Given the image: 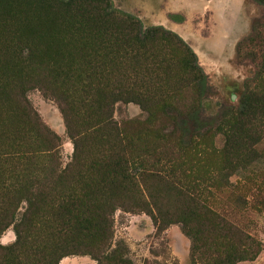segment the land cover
Listing matches in <instances>:
<instances>
[{
  "label": "rangeland",
  "instance_id": "1",
  "mask_svg": "<svg viewBox=\"0 0 264 264\" xmlns=\"http://www.w3.org/2000/svg\"><path fill=\"white\" fill-rule=\"evenodd\" d=\"M108 1L113 9L139 19L142 27L170 30L162 23L165 22L163 11L169 8L177 9L166 14L171 23L183 21V9L191 12L188 26L192 30L198 19L194 15L196 5L190 0ZM227 1L234 2L209 3L201 13L202 24L195 26L204 32V24H210V17L215 18V5H224ZM242 1L247 20L235 31L240 38L234 44L233 56L212 55L214 64L203 66L195 55L206 85L198 99V117L204 121H211L223 107H237L245 79L257 71L264 75V68L260 66L264 55V9L255 0ZM53 2L0 0V88L3 79L17 72L22 78L33 80L28 83L23 98L39 127L55 136L51 162L54 160L62 171L59 172L61 180H67L62 189L64 195L53 194L34 210L35 202L30 195L34 189L32 184L48 171L49 159L42 151L38 154L24 145L10 148L0 120V264H204V259L214 258V250L227 248L230 241L212 229V237H205L207 246L201 251L203 258L199 259L201 255L193 253L189 235L197 236L202 230L197 217L185 216L187 204L174 195V189L169 187L174 184L165 183L162 178L160 181L138 166L137 161L143 158L163 157L159 154V140L151 131L154 123L150 127L141 124L146 113L126 99L111 102L112 119L126 130L121 135L124 137L121 145L127 154H135L122 172L114 165L120 159L110 149L113 147L110 133L102 132L101 136L94 132L99 126L97 111L102 100H97L93 91L82 86V75L79 80L74 78L76 72L68 80L57 76L58 84L52 83L53 76L43 75L51 66L48 60L51 48L60 47L66 37L65 13ZM244 26H247L245 32ZM45 32L49 34L44 35ZM18 34L22 35L19 40L23 42L26 38L38 51L34 62H22L12 52L14 49L10 46L18 40ZM247 37L237 52V43ZM183 42L194 53V41ZM159 56L171 58L166 49ZM147 74L155 84L152 87L163 88L154 93L156 97L178 105L175 91L163 87L164 73ZM8 87L7 83L4 89ZM146 95L155 96L149 91ZM5 98L0 97V117L6 109L13 110L9 101H3ZM15 123L21 125L20 118ZM75 138L80 139L78 154H74ZM222 142L223 137L216 134L215 147H220ZM250 147L255 155L249 165L213 171V179L201 186L209 191L204 203L207 210L215 213L217 219L223 218L249 234L260 245L254 258L234 264H264V137ZM115 152L118 154L117 147ZM168 161L166 167L173 166L170 158ZM67 195L69 198L65 199ZM68 204H73L70 215L65 214ZM63 219L68 225L65 221L61 224Z\"/></svg>",
  "mask_w": 264,
  "mask_h": 264
},
{
  "label": "trees",
  "instance_id": "2",
  "mask_svg": "<svg viewBox=\"0 0 264 264\" xmlns=\"http://www.w3.org/2000/svg\"><path fill=\"white\" fill-rule=\"evenodd\" d=\"M255 1L264 9V0ZM53 3L65 13L67 24L63 28L66 37L60 47L54 45L51 48L48 55L51 66L43 75L53 76V84H58L57 76L68 80L76 72L74 78L79 80L82 75L84 85H81L93 91L97 100H102L101 109L97 111L99 126L94 132L101 136L102 132L110 133L113 142L110 149L120 159L114 165L122 172H125L127 161L132 160L131 155L135 154H127L121 145L125 126L112 119L110 105L112 101L124 99L137 104L146 113L141 124L150 127L154 123L151 131L159 140V154L163 157L150 156L136 161L140 169L150 172V176L174 184L176 187L169 186L174 189V195L187 204L185 216L197 217L202 229L199 235L185 230L191 237L193 253H199L201 259V251L207 246L205 237H212V229H216L230 244L223 250H214L216 256L204 259V264H234L254 258L259 252V243L207 210L204 203L209 191L201 186L213 179V171L249 165L253 161L255 153L250 146L264 137V75L257 71L245 79L237 107H223L211 121L201 120L198 117V99L206 88L203 72L195 54L178 35L161 27H142L139 19L113 9L108 0H54ZM48 34L45 32L44 35ZM16 37L18 40L10 46L14 49L12 52L22 62H34L38 56L36 48L26 38L25 42L19 40L21 34ZM247 39L237 43V52ZM162 49L168 50L171 58L160 57ZM262 52L264 54V49ZM260 66L264 68V55ZM148 72L164 73L163 87L175 91L178 105L156 97L154 93L162 87H152L155 84L148 78ZM30 81L33 80L22 78L18 72L2 80L0 97H6L3 101H9L13 110H8V114L6 109L0 120L8 134L5 140L10 148L24 145L32 151L35 149L38 154L42 151L49 159L48 171L42 174L41 180L32 184L34 189L30 191L35 202L34 210H37V206L53 194L64 195L62 189L67 180H61L62 171L54 160L51 162L55 154V136L39 127L23 98ZM7 83L9 87L6 90L4 86ZM147 91L155 96L146 95ZM19 118L21 125L17 126L14 122ZM216 134L223 137L220 147H215ZM30 141L33 144H29ZM79 141L74 140V154H78ZM128 149L131 150L130 147ZM33 156L36 158L37 154ZM169 158L174 164L166 167ZM68 198L67 195L65 199ZM71 205L68 204L66 215L74 211ZM153 220L156 223L155 216ZM63 221L65 219L61 224ZM64 224L68 225V222ZM205 229H209L208 233Z\"/></svg>",
  "mask_w": 264,
  "mask_h": 264
},
{
  "label": "crops",
  "instance_id": "3",
  "mask_svg": "<svg viewBox=\"0 0 264 264\" xmlns=\"http://www.w3.org/2000/svg\"><path fill=\"white\" fill-rule=\"evenodd\" d=\"M192 4L196 5V11L194 15H198L197 22L195 24L201 23V13L203 8L206 9L209 3H219L224 0H190ZM234 2L227 1L224 5H215L214 7V16L212 13L208 20L210 24L206 23L205 31L201 32L198 25L193 27L188 26L190 21L191 12L187 9L181 10L183 21L181 23H171L167 20L166 14L172 13L177 9L169 8L164 9L163 11V20L162 22L167 28L172 31L177 32V34L186 42L194 41L193 50L199 60L200 64L203 66H208L210 63H213V56L218 57H232L234 54V44L240 38L239 35H235L237 28L241 27V24L246 22L247 13L245 11L244 3L242 0H233ZM156 7V3H155ZM180 11V10H179ZM207 26V27H206ZM240 26V27H239ZM247 26H244V32L246 31ZM192 46V45H191ZM200 46V47H197ZM224 49H226L227 55L224 54ZM214 64V63H213Z\"/></svg>",
  "mask_w": 264,
  "mask_h": 264
}]
</instances>
